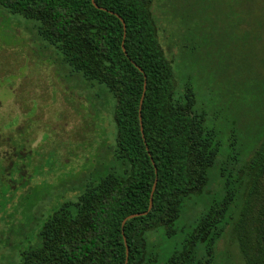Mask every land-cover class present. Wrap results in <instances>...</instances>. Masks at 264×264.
<instances>
[{"label": "trees", "instance_id": "trees-1", "mask_svg": "<svg viewBox=\"0 0 264 264\" xmlns=\"http://www.w3.org/2000/svg\"><path fill=\"white\" fill-rule=\"evenodd\" d=\"M94 1L105 9L91 0H0L8 12L37 22V34L56 48L65 75L83 84L89 100L96 98L91 89L105 88L115 128L106 172H90L75 199L41 221L30 195L33 176L15 163L1 165L9 184L0 179V215L11 222L0 238V264H222L228 258L218 243L228 229L246 264H264V117L251 125L242 109L234 113L224 146L204 111H196L191 85L177 91L153 0ZM233 102L230 96L226 106ZM18 186L28 191L18 195ZM188 206L198 210L187 216ZM180 217L188 231L178 245L168 250L151 241L176 235Z\"/></svg>", "mask_w": 264, "mask_h": 264}, {"label": "rangeland", "instance_id": "rangeland-1", "mask_svg": "<svg viewBox=\"0 0 264 264\" xmlns=\"http://www.w3.org/2000/svg\"><path fill=\"white\" fill-rule=\"evenodd\" d=\"M153 12L159 42L173 61L177 91L191 85L196 111H204L206 124L216 128L223 145L233 125L230 121L241 109L245 122L260 125L264 0H153ZM35 24L0 6V170L1 165L15 163L25 176H33L30 195L41 209V221L60 202L75 199L90 172L95 176L106 172L110 156L105 152L114 143L115 128L111 95L103 86L91 89L95 112L83 84L65 75L59 52L41 39ZM230 96L237 103L228 108ZM1 175L0 171L8 186L9 176ZM214 190L215 183L208 191ZM19 191L21 195L28 189ZM195 208H187L185 214L190 216ZM10 222L11 217L0 215V238ZM175 226L173 237L153 236L151 241L172 249L188 231L183 217ZM219 252L227 255V264H246L229 229L218 243Z\"/></svg>", "mask_w": 264, "mask_h": 264}, {"label": "water", "instance_id": "water-1", "mask_svg": "<svg viewBox=\"0 0 264 264\" xmlns=\"http://www.w3.org/2000/svg\"><path fill=\"white\" fill-rule=\"evenodd\" d=\"M91 2H92V4L95 6V7H97V8H101V9H105V8H103V7H100V6H98L96 3H95V1L94 0H91ZM117 15V14H116ZM117 17L121 20V22H122V24H123V28H125V25H124V21L122 20V18L119 16V15H117ZM122 48H123V50H124V47H123V45H122ZM139 68V67H138ZM140 69V68H139ZM144 90H145V84H144V86H143V91H142V94H141V97H140V101H139V110L141 109V104H142V101H143V96H144ZM139 119H141L140 118V114H139ZM140 124H141V121H140ZM142 128V127H141ZM154 189V184H153V186H152V190ZM151 202H152V200H151V196H150V199H149V207H148V209L151 207ZM147 211H142V212H137V213H132V214H129V215H127V216H125L123 219H122V225L124 224V222L127 220V219H129V218H132V217H135V216H139V215H143V214H145ZM127 250H126V257H127ZM125 264H126V261H125Z\"/></svg>", "mask_w": 264, "mask_h": 264}]
</instances>
